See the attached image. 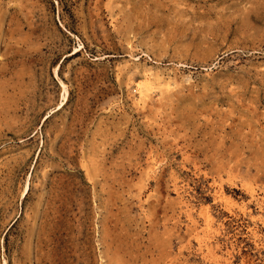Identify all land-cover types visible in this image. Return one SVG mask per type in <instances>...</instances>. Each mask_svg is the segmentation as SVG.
<instances>
[{
    "label": "rangeland",
    "instance_id": "rangeland-1",
    "mask_svg": "<svg viewBox=\"0 0 264 264\" xmlns=\"http://www.w3.org/2000/svg\"><path fill=\"white\" fill-rule=\"evenodd\" d=\"M0 264H264V0H0Z\"/></svg>",
    "mask_w": 264,
    "mask_h": 264
},
{
    "label": "bare ground",
    "instance_id": "bare-ground-1",
    "mask_svg": "<svg viewBox=\"0 0 264 264\" xmlns=\"http://www.w3.org/2000/svg\"><path fill=\"white\" fill-rule=\"evenodd\" d=\"M206 212V211H205ZM211 215V214H210ZM209 227V226H208ZM195 235H196V233H195ZM205 243V242H204ZM209 249V248H208ZM214 252V251H213Z\"/></svg>",
    "mask_w": 264,
    "mask_h": 264
}]
</instances>
